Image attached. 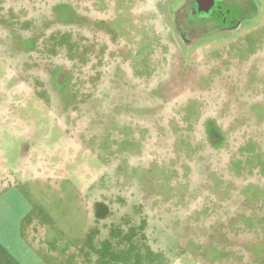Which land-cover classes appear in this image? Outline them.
<instances>
[{"label": "rangeland", "instance_id": "1", "mask_svg": "<svg viewBox=\"0 0 264 264\" xmlns=\"http://www.w3.org/2000/svg\"><path fill=\"white\" fill-rule=\"evenodd\" d=\"M177 1L0 0V191L85 264H264V0L197 43Z\"/></svg>", "mask_w": 264, "mask_h": 264}, {"label": "crops", "instance_id": "2", "mask_svg": "<svg viewBox=\"0 0 264 264\" xmlns=\"http://www.w3.org/2000/svg\"><path fill=\"white\" fill-rule=\"evenodd\" d=\"M14 187L0 191V264H85L76 249L50 233ZM68 244V243H67Z\"/></svg>", "mask_w": 264, "mask_h": 264}, {"label": "flooded vegetation", "instance_id": "3", "mask_svg": "<svg viewBox=\"0 0 264 264\" xmlns=\"http://www.w3.org/2000/svg\"><path fill=\"white\" fill-rule=\"evenodd\" d=\"M254 0H179L173 13L175 27L183 42L197 43L207 35L231 32L256 13ZM98 211L105 215V208Z\"/></svg>", "mask_w": 264, "mask_h": 264}]
</instances>
